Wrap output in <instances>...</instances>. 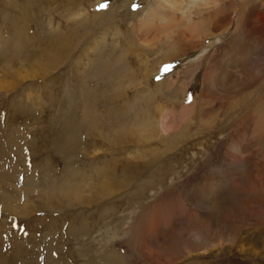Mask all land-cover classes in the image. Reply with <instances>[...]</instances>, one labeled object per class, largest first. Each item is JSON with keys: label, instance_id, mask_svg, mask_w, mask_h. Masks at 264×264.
Segmentation results:
<instances>
[{"label": "rangeland", "instance_id": "rangeland-1", "mask_svg": "<svg viewBox=\"0 0 264 264\" xmlns=\"http://www.w3.org/2000/svg\"><path fill=\"white\" fill-rule=\"evenodd\" d=\"M159 2L0 0V40L11 49L0 66V171L11 184L0 192L28 183L19 198L33 207L15 214L0 202V254L16 251L13 264H264V34L235 16L203 32L200 13L212 10L185 0L197 41L182 26L148 35L140 25ZM55 35L70 41L40 76L38 50ZM87 87L100 129L74 132L77 152L67 153L65 123H80ZM137 119L151 127L128 131L123 146L91 142L123 124L135 130ZM109 161L117 186L90 180ZM125 162L133 166L120 172ZM77 171L84 189L60 195Z\"/></svg>", "mask_w": 264, "mask_h": 264}, {"label": "bare ground", "instance_id": "bare-ground-1", "mask_svg": "<svg viewBox=\"0 0 264 264\" xmlns=\"http://www.w3.org/2000/svg\"><path fill=\"white\" fill-rule=\"evenodd\" d=\"M183 1H185V0H180L179 2L177 0H174V1H172V0H160V2L158 3V5L154 6L151 10H149L148 12L145 13V17L142 20V23L140 25V28L143 27L145 29V32L147 31L146 33L148 35H152L154 32H158V30L160 32H163V33H166L167 34L169 31L174 30L175 27L182 26V27L187 28L190 31V33L193 34V36L196 38V39L192 38L193 39L192 41H197V39H199L197 36L200 35L199 34V29H198L199 27L198 28L196 26L191 27L192 24H193L192 21L186 22L187 21L186 20V11H187L188 7H190V5L197 4L199 6H202L201 8L204 7V9H203L202 12H204L206 10H212L211 13H208L205 16L203 15V13H200L201 16H200L199 20H201L203 32L210 30V28L213 29V30H218V28H220L222 26V24L227 19H230L231 20L235 16V18L237 19V21H236L237 27H238L239 23H241L243 21V18H245L246 20H248V24L250 25L249 26L250 28H253L255 26V21H256L258 23L257 31L259 32V34L261 33V35L264 34V14H263V9H262V7L264 6V0H232L233 4H231V2L228 3V0H194V3L195 4H181V3H183ZM228 4L231 5L230 6L231 7V10H229V12H228V9H227V7L229 6ZM257 4H259L258 5V8L256 10H254V8H255L254 6L255 5L257 6ZM239 7H240V9H239ZM178 12L180 13V16H179ZM173 19H178V22H176V20H174V22H173L172 21ZM156 23H158V25ZM151 31H154V32H152V34H151L150 33ZM256 32H253L252 31L250 33V36L253 35L254 33L256 35ZM16 34H17V38H15L13 40L14 47L16 48V51H21L23 49V45H20L19 43L23 39L22 38L20 39V35H19V32L17 30H16ZM0 39H1V37H0ZM2 39H4L5 42H4V40H0V66L1 67H3V65H4V54H6L5 52L7 50H11L10 47L7 46V42H8L7 39L8 38L3 37ZM146 39H147V36H146ZM239 39H242V38H239ZM243 39H244V37H243ZM49 41L50 42H48V44H51L50 48L47 47V45H46L47 48L38 50V54H41V55L45 56L46 59H47L44 64L43 63H41V64L38 63L39 64L38 67L40 69L37 68V70L40 71V72H38L39 73L38 75H40V76L43 75V70H45V69H46L47 73L49 72L48 71V65H50V63L52 62V60L56 56L59 55V51H60L61 47L67 46L66 44H61V43L66 42L68 44V42L70 40H68V42L67 41H61L60 38H59V35H55L54 37H49ZM192 41H188L187 43L189 44ZM66 49H67V47H66ZM46 51L48 52L47 54H45ZM11 53H13V52H11ZM15 53H17V52H15ZM8 55L10 56L12 54H8ZM13 55H14V53H13ZM5 57H6V55H5ZM11 57L9 58V60L11 59ZM16 59H17V57H16ZM6 60H8V59H6ZM30 63H32V61ZM6 64H7V62H6ZM225 65H227V63ZM19 67H21V66H19ZM4 69H7V68L4 66ZM21 70L24 71L25 68H21ZM2 71H5V70H2ZM15 72H18V71L17 70L14 71L13 72V75H15ZM24 72H26V71H24ZM34 72H35V70H34ZM6 73H4V74H6ZM19 73H20V71H19ZM26 75L24 76L25 78H26ZM35 76H36V74H35ZM112 77L110 76L109 78L111 80L112 79L114 80V78H112ZM225 77L226 76L224 75L223 78H225ZM244 80H246V79H244ZM238 81H239V79H238ZM234 82L235 81H232L231 80V82L229 84L232 83V85H230L229 87H232V89L231 88H229V89L234 90V89H236V88L239 87V85H235L236 82L235 83ZM223 84H224L223 85V87H224V86H226L227 83H223ZM0 85H3V84L0 83ZM0 88H1V86H0ZM81 91L82 92L80 94V97H82V106H81L82 108L81 109L83 110V115H82L81 119H79L80 123L77 124L76 121L75 122L74 121L72 122V120H71V121L65 123V127H64L65 134H70L71 133V136L73 138V139L70 138V141L69 142L66 141V143L64 144V146L61 148L63 151H65L67 153L68 152H77L75 150V147H76V144H78V141H77V137L75 138L74 132L77 131V133L79 132V134H80L81 131H82V129H84L86 127H87V130H88V127H89V129H93V128L100 129V127H99L100 124H98V122L95 120V116H94V112H95V108L94 107L96 106V97H97V95L89 87H87V88H85V89H83ZM107 101H108L109 104H111V103L113 104L114 103L112 97H108V100ZM151 109H152V107L150 106L149 107V110L148 111H145V113L146 114H147V112L148 113H151L152 112ZM233 112H235V111H233ZM91 113H92V116H93V120L90 118ZM228 115H230V114H228ZM218 120H220V119H218ZM263 120H264V118H263ZM165 121H167V119H165L164 116H163L161 122H165ZM235 124H233V125H235ZM122 126L125 127V128L116 129L117 127H113L112 130L114 132L111 134V136L108 135L109 137L106 136V138H105V136L104 137L98 136L99 139H95L96 138V135H95L94 136L95 138H91V140H92L91 142L93 143V145H95L94 144L95 142L96 143H99V140H102L104 142L105 139L108 138L107 141H110L109 142L108 149L110 150V149L113 148L112 147L113 144H116V146H117V145H119L121 143H124L125 144L127 142L128 138H129L128 135H127V132L128 131H130V130L131 131H135V132H132L131 134L132 135L133 134L134 135H137L136 133H140L141 131H143L144 128L151 127V126H149V121L147 122V121H140V120H138L136 122V125H135L136 126V129L135 130L133 129V128H135V127H133V125H129V124H125L124 125L123 124ZM235 127H237V126L235 125ZM98 133H99V130H98ZM94 140H95V142H94ZM119 147H121V146H119ZM232 149H233V147H232ZM115 152L116 151L114 150V153L113 154H115ZM116 160H118V159L115 158V161ZM111 162L109 161L107 167H105L106 166L105 165L106 163H105L104 164L105 166H102V167H99V168H97V167L96 168H92L94 171L91 172V175L89 177L90 180H94V175H95V178H98V179L99 178H104V177H110V179H111V182H110L111 185L112 186H117L115 184V180H116L115 179V177H116L115 176V172H116L115 168H116V165H112L113 162L112 163ZM129 164L130 163L127 164L125 162V164H123V166H121V168H120L121 171L120 172L126 171L129 168ZM131 166H133V164H130V167ZM134 168L137 170V168L135 166H134ZM3 174H8V173H5L4 171H0V188L8 187V185L11 184V182H10L9 179H7L6 177H2ZM84 174H86V173H84ZM14 177H16V175H14V173H12V178L14 179ZM75 177L77 178L76 179L77 183L75 181H73V182H75L76 184H78V186H73L72 185L73 182H72L71 184L69 183L70 186H67V187H62V186L61 187H57L56 190L57 191L60 190V195L63 194L62 191H64V190H71V189L72 190H74V189L78 190L81 187L84 189L85 184L83 182L84 179H82L84 176L82 174H80L79 171H77L75 173ZM95 181H96V179H95ZM54 182L55 181L53 180L51 183L54 184ZM106 185H107V183L105 184V186ZM95 186L97 187V185H95ZM207 186H208V189H207L208 190L207 191V197H208L209 201H211V202L212 201H215L216 200L215 197H217L219 195V192L221 191L220 184H216V182L215 183H207ZM107 188H110L109 185H108ZM29 190H30V186H29L28 183H26L25 186L23 188H21V189H16L12 185H10L9 186V190H5L3 192H0V202L2 203V206H3L4 211L12 212V213H15V214H17V213L20 214L21 212H25V211L26 212L27 211L28 212L31 211L30 209L31 208L33 209V207H31V206L28 205V203H27L28 200L27 199H24V198H19L22 193L26 195L29 192ZM89 191H90V189H89ZM53 194L56 195V192L53 191ZM46 195L47 196H50L51 194L50 193H47ZM50 198L51 197L46 198V199H50ZM89 199H91V197ZM23 201H25V203L22 204ZM44 203L46 205H50L51 204L50 200L49 201L47 200ZM107 257L110 258L111 256L110 255H104V258L105 259H107ZM16 258H17L16 251H14L12 253V255L11 256H8V257H4L3 255L0 254V264H13ZM106 261L108 262V260H106Z\"/></svg>", "mask_w": 264, "mask_h": 264}, {"label": "snow or ice", "instance_id": "snow-or-ice-1", "mask_svg": "<svg viewBox=\"0 0 264 264\" xmlns=\"http://www.w3.org/2000/svg\"><path fill=\"white\" fill-rule=\"evenodd\" d=\"M135 7V6H134ZM172 70V69H171Z\"/></svg>", "mask_w": 264, "mask_h": 264}]
</instances>
